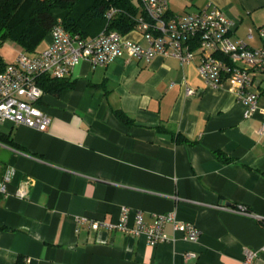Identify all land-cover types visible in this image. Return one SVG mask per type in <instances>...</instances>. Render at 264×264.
Returning a JSON list of instances; mask_svg holds the SVG:
<instances>
[{"label":"crops","instance_id":"crops-1","mask_svg":"<svg viewBox=\"0 0 264 264\" xmlns=\"http://www.w3.org/2000/svg\"><path fill=\"white\" fill-rule=\"evenodd\" d=\"M210 1L235 22L234 41L262 45L264 0H172L168 16L198 13ZM124 40L146 45L138 30ZM51 41L50 33L33 53ZM68 79L73 88L41 101L52 119L46 131L0 121L18 146L0 143V182L9 166L17 171L0 194V264L19 255L27 264H188L187 252L198 254L195 264H264V224L255 217H264L263 115L247 116L230 82L208 85L199 60L158 55L147 63L127 53L108 66L84 59ZM253 79L263 107L264 75ZM22 188L27 198L16 196ZM236 205L250 215L217 208ZM123 207L132 210L130 226L137 210L148 222L175 213L201 238L187 242L169 224L167 240L151 246L144 235L94 230L82 220L117 223ZM248 249L259 251L250 263Z\"/></svg>","mask_w":264,"mask_h":264},{"label":"built area","instance_id":"built-area-1","mask_svg":"<svg viewBox=\"0 0 264 264\" xmlns=\"http://www.w3.org/2000/svg\"><path fill=\"white\" fill-rule=\"evenodd\" d=\"M171 1L139 0L143 15L137 17L135 30L141 32L146 45L125 41L124 35L114 30L103 31L93 38H82L69 33L59 21L51 31L52 41L47 48L36 53L22 51L0 71V121L46 131L52 119L41 105L45 96L39 84L42 77L65 79L84 59L93 66H108L127 53L147 63L158 55L173 56L182 63L199 60V71L208 85L219 89L230 82L238 100L246 106L247 116L256 111L262 113L260 133H263L264 106L259 107L262 93L252 87L254 76L264 75V26L259 29L262 45L254 48L244 40H233L235 22L213 2L210 1L198 13L169 17ZM116 13L117 10L110 11L108 19L111 20ZM249 38L252 39L253 35L250 34ZM187 93L194 94V89H188ZM16 172L12 166L5 170L0 194H8ZM16 196L27 198L29 192L22 188ZM217 208L250 215L244 206ZM131 215L132 210L123 207L117 223L82 220L89 222L94 230L107 228L127 235H144L151 246L167 240L165 229L169 224L181 231L187 242L198 243L201 238L202 233L194 223L179 221L175 213L154 214L148 222L144 212L137 210L130 226ZM255 217L264 221V217ZM258 255L259 251L248 249L246 262H252ZM185 259L188 264H195L198 254L187 252Z\"/></svg>","mask_w":264,"mask_h":264},{"label":"trees","instance_id":"trees-1","mask_svg":"<svg viewBox=\"0 0 264 264\" xmlns=\"http://www.w3.org/2000/svg\"><path fill=\"white\" fill-rule=\"evenodd\" d=\"M112 10H117V13L109 20L107 14ZM139 15H143V11L132 0H0V42L10 38L25 51L33 53L59 21L69 33L82 38H93L106 30L126 35L135 30ZM6 66L0 55V71ZM75 83L76 80L68 78L42 77L39 80L45 94L54 96L73 88ZM114 113L125 125H136L123 111L115 110ZM176 141L183 143L188 139L177 134ZM0 143L18 147L9 134L2 131ZM217 154L224 162L230 160L222 152ZM261 222L264 224V221ZM15 264H27V257L19 255Z\"/></svg>","mask_w":264,"mask_h":264},{"label":"rangeland","instance_id":"rangeland-1","mask_svg":"<svg viewBox=\"0 0 264 264\" xmlns=\"http://www.w3.org/2000/svg\"><path fill=\"white\" fill-rule=\"evenodd\" d=\"M135 3H137L136 0ZM21 50H24L22 46L10 38L0 42V55L6 62L13 61Z\"/></svg>","mask_w":264,"mask_h":264}]
</instances>
